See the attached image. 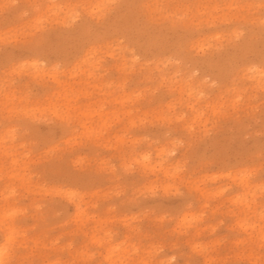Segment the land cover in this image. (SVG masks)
Returning a JSON list of instances; mask_svg holds the SVG:
<instances>
[{
    "label": "rangeland",
    "instance_id": "obj_1",
    "mask_svg": "<svg viewBox=\"0 0 264 264\" xmlns=\"http://www.w3.org/2000/svg\"><path fill=\"white\" fill-rule=\"evenodd\" d=\"M2 264H264V0H0Z\"/></svg>",
    "mask_w": 264,
    "mask_h": 264
},
{
    "label": "snow or ice",
    "instance_id": "obj_2",
    "mask_svg": "<svg viewBox=\"0 0 264 264\" xmlns=\"http://www.w3.org/2000/svg\"><path fill=\"white\" fill-rule=\"evenodd\" d=\"M0 264H2V262H0Z\"/></svg>",
    "mask_w": 264,
    "mask_h": 264
}]
</instances>
